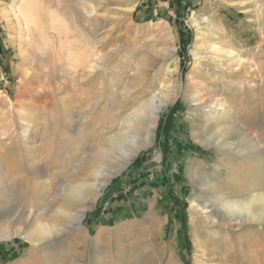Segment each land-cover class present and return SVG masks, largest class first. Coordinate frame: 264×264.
I'll list each match as a JSON object with an SVG mask.
<instances>
[{
    "label": "rangeland",
    "instance_id": "obj_1",
    "mask_svg": "<svg viewBox=\"0 0 264 264\" xmlns=\"http://www.w3.org/2000/svg\"><path fill=\"white\" fill-rule=\"evenodd\" d=\"M1 1L7 14H0V39L11 53L8 66L0 62L8 75L0 77V228L12 236L0 242H16L18 250L2 252L0 264H211L202 259L200 242L210 249L215 240L224 249H264V222L232 232L193 217L190 207L192 196L251 178L264 190V0H201L208 5L203 14L171 18L154 15L156 0L146 5L152 9L146 16L137 0ZM212 13L224 27L215 37L191 19ZM214 43L232 48L239 60L221 65L228 57L213 52ZM89 57L98 69L82 74ZM239 61L241 72L230 76ZM200 88L204 101L219 93L233 107L217 123L234 127L225 137L240 145L252 139L259 148L249 155L202 141L212 121L192 98ZM152 98L165 102L154 143L95 202L67 197L71 184L96 181L103 141ZM120 164L103 163L112 170ZM207 180L214 191L199 184ZM59 205L86 209L84 218L57 214ZM41 220L57 225L55 235L28 239Z\"/></svg>",
    "mask_w": 264,
    "mask_h": 264
},
{
    "label": "bare ground",
    "instance_id": "obj_2",
    "mask_svg": "<svg viewBox=\"0 0 264 264\" xmlns=\"http://www.w3.org/2000/svg\"><path fill=\"white\" fill-rule=\"evenodd\" d=\"M243 4L244 2L240 3V5ZM207 6L205 9L208 10ZM131 10H133V7L130 8V11ZM6 11L7 10L5 9H0V14L6 16L7 14ZM208 15H203L202 17L191 15V19L193 23H195L199 27V29L198 28L197 29L199 31L201 30L200 32L203 31L215 37L216 34L215 31L217 32L224 31L223 23L221 20L219 23H216L217 22L216 19L217 20L219 19L216 13H212L211 16ZM103 18L107 19L108 16L105 15ZM11 21H12V17H11ZM59 40L60 42L62 41L60 38ZM64 47L65 46H63V48ZM210 48L214 50L213 52L217 51L219 54L224 53L225 56L228 57L227 60H225L224 58L220 59L222 61L219 60L221 62L220 63L221 65H226V66L232 65V62L238 61L240 58L236 56L237 54L236 52L234 53V50H232V48H230L231 50L228 49L223 50L222 46L219 45V43H214L213 45L210 46ZM85 63H86L85 66H81L82 67L81 71L83 72L82 74H84L88 70L96 71L98 69V62L95 58L89 57V59H87ZM243 63H244L243 61L241 62L239 61L238 63L239 65L238 64L236 65L237 68L230 71L231 73L230 76L239 74L241 72L240 71L241 64ZM172 71L173 70H170V73H172ZM201 93H202V89L200 88L196 91V94L193 95L192 98L200 102L201 104L200 106L203 108V113L205 114L206 117L208 116L211 117V121H212L209 122L210 121L209 119L208 128L206 130H203V132L205 133L200 135L202 141H204L205 143H214L222 151L234 150L237 152H242L250 155V152H252L254 148L259 146L258 145L259 142L257 141L255 142L252 139L244 143V145L242 144L240 145V143L238 142H232L229 140V138L225 137L224 133L232 130L234 127H232L230 123L224 125L217 124L218 121H220L224 111H229L232 114V112L234 111L233 107L229 105V103L225 98L221 99L220 97L222 95L219 93L218 95L210 96L209 99L206 101H204V95H202ZM162 103L163 104L158 105L156 104L154 98H152L150 100L140 103L139 106L134 107V109H132L129 113H127V115L123 118L121 130L118 133L107 137L106 140H104L102 143L103 147L99 149L96 153L97 156L95 157V161L97 162L99 160V164H97V166L94 167L93 169V175L97 177L96 181L81 182L80 184L79 183L71 184L70 187L66 190V196L70 197L72 200L76 202H87V201L95 202L97 198L102 194V192L106 189L111 179L114 178L115 176L117 177V174L122 172L123 169L130 164L131 160L137 155V153L142 148L146 147L149 144L154 143L155 141L154 139H156L155 135H156V129L158 126L160 113L161 111H163L162 105H164L165 102ZM23 134L24 136L26 135L25 131H23ZM108 158H112L113 160L115 159V161H118L121 164L117 166L116 169L114 170L107 168L103 165V163H105V159ZM218 167H220V164L217 165V168ZM254 181L255 180L254 179L252 180L251 178V180H249L246 183L244 182V184L238 185L233 183L231 185V188L228 189L231 190V192L232 191L237 192V196L234 198L233 197L230 198L226 194L228 189L221 191L220 193H214L208 197L201 198L199 196L198 197L192 196L190 207L193 217L197 215H201L206 221V223L209 224V226L224 224L225 226H227L226 229H229L232 232H234L235 230L237 231L242 227L244 228L250 223H259V224L263 223L264 222V190L256 189L257 182ZM199 184L208 185L209 190L212 191H214L216 188V184L212 180L209 181L207 180L204 183L202 181ZM211 206L212 207L214 206V209L210 208ZM85 211L86 209H84L83 211L71 212L65 206L59 205V207L56 210V213L73 219H78L79 221H81L84 218V215L86 213ZM42 213H38L36 214V216ZM41 221L38 222L37 226L33 230H30L28 232V239L41 242L42 240L44 239L46 240L48 237L55 235V230L57 229V225L53 224L54 222L52 224H47L43 220ZM199 234L200 231H197L195 236L197 237V240L200 242L202 239L199 236ZM228 234L229 233H227V235ZM11 236L12 234L10 233L9 230L0 228V237L7 238ZM213 246L214 248L210 249L200 242L201 257L207 263L212 262L211 264H264V249L261 245H259L258 247H250L249 251H246V249H244L243 246L241 245L240 249L235 251L231 249V247H229V249H224L222 242L219 240H215ZM244 254L246 255L245 259H244ZM242 257L243 259L240 260Z\"/></svg>",
    "mask_w": 264,
    "mask_h": 264
},
{
    "label": "crops",
    "instance_id": "obj_3",
    "mask_svg": "<svg viewBox=\"0 0 264 264\" xmlns=\"http://www.w3.org/2000/svg\"><path fill=\"white\" fill-rule=\"evenodd\" d=\"M202 1L205 2V0ZM202 1L201 0H156L155 2L158 3L157 4L158 7L155 10L154 15L160 12L161 14L164 13L166 14V16L171 18L172 15H174V13L184 15L189 10H191L192 12L197 10V12L203 14L204 12L207 11V9H205L207 3L205 4ZM1 2L2 1L0 0V4ZM149 2L150 0H137L134 3L136 5V9L138 7H143L144 9H146V5ZM148 11H152V9L151 8L150 10L146 9L145 12L142 14L146 16L149 14ZM1 34L3 35L2 31L0 30V36ZM2 40L3 39H0V62L2 61L5 66L6 65L8 66L9 65L8 58L11 52L9 50V46L4 45L1 42ZM5 66L4 67L0 66V77L3 79L8 76L7 73L4 72L6 68ZM15 243L16 242H8V240L7 242H0V256H3L2 252L9 253L11 250L17 249L18 245Z\"/></svg>",
    "mask_w": 264,
    "mask_h": 264
}]
</instances>
